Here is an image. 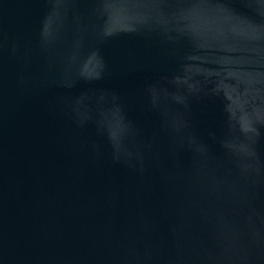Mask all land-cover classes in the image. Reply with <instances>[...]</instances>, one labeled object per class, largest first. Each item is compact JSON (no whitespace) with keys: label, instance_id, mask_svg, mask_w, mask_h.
<instances>
[{"label":"water","instance_id":"95a60500","mask_svg":"<svg viewBox=\"0 0 264 264\" xmlns=\"http://www.w3.org/2000/svg\"><path fill=\"white\" fill-rule=\"evenodd\" d=\"M0 264H264V0H0Z\"/></svg>","mask_w":264,"mask_h":264}]
</instances>
